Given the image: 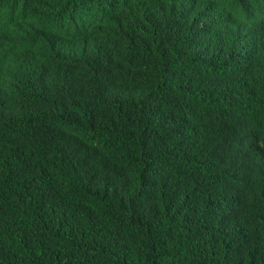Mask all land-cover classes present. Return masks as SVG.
I'll return each instance as SVG.
<instances>
[{
  "label": "trees",
  "instance_id": "obj_1",
  "mask_svg": "<svg viewBox=\"0 0 264 264\" xmlns=\"http://www.w3.org/2000/svg\"><path fill=\"white\" fill-rule=\"evenodd\" d=\"M1 1L0 264H264V0Z\"/></svg>",
  "mask_w": 264,
  "mask_h": 264
},
{
  "label": "clouds",
  "instance_id": "obj_2",
  "mask_svg": "<svg viewBox=\"0 0 264 264\" xmlns=\"http://www.w3.org/2000/svg\"><path fill=\"white\" fill-rule=\"evenodd\" d=\"M54 2V1H53ZM237 2H255V1H237ZM182 1H172L171 6L174 8H179L182 5ZM241 13L234 12L229 8V5L226 0H210V1H199L197 8L192 16L191 23H196L192 29L193 31L189 33L186 37L185 46L191 49H206L197 46L202 40L208 38H213L216 41H220L216 34L211 32V29L200 27L198 23H213L217 21H237ZM56 17V4L54 2L53 9H44L38 12L36 20L41 21L46 27H50ZM6 21H15L11 13L5 10V7L0 0V24L5 23ZM148 21L147 18L142 17L135 21V26L140 31L141 23ZM148 45L154 47V44L151 40L148 41ZM209 50L215 51L216 48H209ZM12 69L14 72V86L12 90L20 89L25 84L24 79V69L21 64V61H13ZM10 95V91L8 92ZM9 97H4L0 93V106L2 112H7L10 101ZM3 116V115H2ZM264 131V128L259 129ZM24 143V138H22L17 144L21 145ZM245 157V160L250 161L251 163L262 164L264 163V135L262 136H253L244 149H238ZM254 191V185L250 186L246 193H252Z\"/></svg>",
  "mask_w": 264,
  "mask_h": 264
},
{
  "label": "bare ground",
  "instance_id": "obj_3",
  "mask_svg": "<svg viewBox=\"0 0 264 264\" xmlns=\"http://www.w3.org/2000/svg\"><path fill=\"white\" fill-rule=\"evenodd\" d=\"M10 58H11V56H10Z\"/></svg>",
  "mask_w": 264,
  "mask_h": 264
}]
</instances>
